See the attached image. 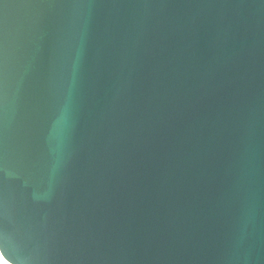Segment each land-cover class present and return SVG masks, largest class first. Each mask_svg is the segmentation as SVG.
Wrapping results in <instances>:
<instances>
[{"label":"water","instance_id":"obj_1","mask_svg":"<svg viewBox=\"0 0 264 264\" xmlns=\"http://www.w3.org/2000/svg\"><path fill=\"white\" fill-rule=\"evenodd\" d=\"M0 250L264 264V0H0Z\"/></svg>","mask_w":264,"mask_h":264},{"label":"bare ground","instance_id":"obj_2","mask_svg":"<svg viewBox=\"0 0 264 264\" xmlns=\"http://www.w3.org/2000/svg\"><path fill=\"white\" fill-rule=\"evenodd\" d=\"M0 264H13L11 261H9L1 252L0 250Z\"/></svg>","mask_w":264,"mask_h":264}]
</instances>
